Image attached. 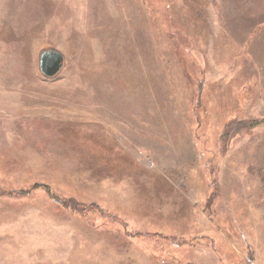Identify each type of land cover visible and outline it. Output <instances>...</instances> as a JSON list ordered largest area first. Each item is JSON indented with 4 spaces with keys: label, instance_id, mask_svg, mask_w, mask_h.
Returning a JSON list of instances; mask_svg holds the SVG:
<instances>
[{
    "label": "rangeland",
    "instance_id": "374dc122",
    "mask_svg": "<svg viewBox=\"0 0 264 264\" xmlns=\"http://www.w3.org/2000/svg\"><path fill=\"white\" fill-rule=\"evenodd\" d=\"M0 264H264V0H0Z\"/></svg>",
    "mask_w": 264,
    "mask_h": 264
},
{
    "label": "water",
    "instance_id": "95a60500",
    "mask_svg": "<svg viewBox=\"0 0 264 264\" xmlns=\"http://www.w3.org/2000/svg\"><path fill=\"white\" fill-rule=\"evenodd\" d=\"M63 61V55L56 50L42 51L38 57V70L42 76L52 78L61 70Z\"/></svg>",
    "mask_w": 264,
    "mask_h": 264
}]
</instances>
